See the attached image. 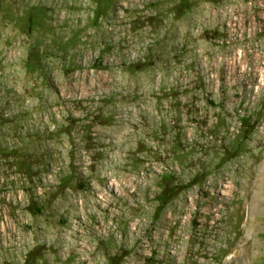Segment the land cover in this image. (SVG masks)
Instances as JSON below:
<instances>
[{"label":"rangeland","instance_id":"1","mask_svg":"<svg viewBox=\"0 0 264 264\" xmlns=\"http://www.w3.org/2000/svg\"><path fill=\"white\" fill-rule=\"evenodd\" d=\"M0 264H264V0H0Z\"/></svg>","mask_w":264,"mask_h":264}]
</instances>
